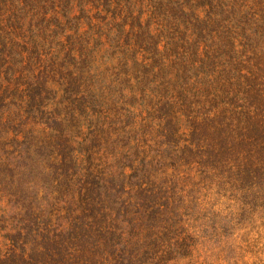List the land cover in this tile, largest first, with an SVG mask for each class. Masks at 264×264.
I'll list each match as a JSON object with an SVG mask.
<instances>
[{"label":"trees","instance_id":"16d2710c","mask_svg":"<svg viewBox=\"0 0 264 264\" xmlns=\"http://www.w3.org/2000/svg\"><path fill=\"white\" fill-rule=\"evenodd\" d=\"M250 194L264 0H0V264H166Z\"/></svg>","mask_w":264,"mask_h":264},{"label":"rangeland","instance_id":"374dc122","mask_svg":"<svg viewBox=\"0 0 264 264\" xmlns=\"http://www.w3.org/2000/svg\"><path fill=\"white\" fill-rule=\"evenodd\" d=\"M241 207L213 195L198 209L190 236L168 243L181 248L166 264H264V197L250 194Z\"/></svg>","mask_w":264,"mask_h":264}]
</instances>
